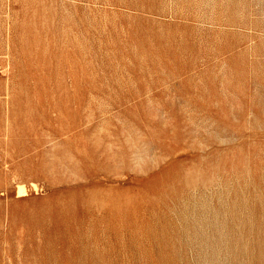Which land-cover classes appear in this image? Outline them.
<instances>
[{
    "label": "rangeland",
    "instance_id": "1",
    "mask_svg": "<svg viewBox=\"0 0 264 264\" xmlns=\"http://www.w3.org/2000/svg\"><path fill=\"white\" fill-rule=\"evenodd\" d=\"M0 264H264V0H0Z\"/></svg>",
    "mask_w": 264,
    "mask_h": 264
},
{
    "label": "bare ground",
    "instance_id": "2",
    "mask_svg": "<svg viewBox=\"0 0 264 264\" xmlns=\"http://www.w3.org/2000/svg\"><path fill=\"white\" fill-rule=\"evenodd\" d=\"M19 192H23V189H20Z\"/></svg>",
    "mask_w": 264,
    "mask_h": 264
}]
</instances>
